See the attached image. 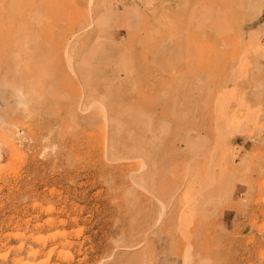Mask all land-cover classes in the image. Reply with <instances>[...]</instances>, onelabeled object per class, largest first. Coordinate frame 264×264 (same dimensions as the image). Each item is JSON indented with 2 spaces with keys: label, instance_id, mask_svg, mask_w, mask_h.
I'll use <instances>...</instances> for the list:
<instances>
[{
  "label": "rangeland",
  "instance_id": "374dc122",
  "mask_svg": "<svg viewBox=\"0 0 264 264\" xmlns=\"http://www.w3.org/2000/svg\"><path fill=\"white\" fill-rule=\"evenodd\" d=\"M17 260L264 264V0H0V264Z\"/></svg>",
  "mask_w": 264,
  "mask_h": 264
},
{
  "label": "bare ground",
  "instance_id": "6f19581e",
  "mask_svg": "<svg viewBox=\"0 0 264 264\" xmlns=\"http://www.w3.org/2000/svg\"><path fill=\"white\" fill-rule=\"evenodd\" d=\"M102 111H103V118L105 117L106 118V120L108 119V113L105 111L104 112V109H102ZM127 126H130V128L131 127H133L134 128V131H133V133H135V135H136V129H137V126H140V128H139V130L140 129H142V125H136V121H129V122H127ZM116 128H118V126L116 125L115 126ZM126 129L129 131V128L128 127H126ZM144 130V128L142 129V131ZM167 130V129H166ZM119 132V131H118ZM119 133H121V132H119ZM128 134V133H127ZM164 134H167L166 133V131H164ZM124 135V134H123ZM125 136V135H124ZM126 138H127V141H123V142H121V143H117L116 144V146H113V147H115V150L114 151H116V153L117 152H119V153H121V154H124V153H129V154H132L133 156H136V154H137V152L139 151V149H138V144H137V140H136V136H135V138L133 137H131L130 135H126L125 136ZM125 142H127L126 144H125ZM167 142V141H166ZM148 146H146V148H147ZM152 147H153V145H151V146H149L148 147V149H146L145 151H144V155L145 156H147V159H148V161H149V163H150V165L152 166V164H153V161H155L153 158H154V156H152L151 157V150H152ZM161 151H162V149H161ZM163 158V157H162ZM112 159H114L113 158V156H112ZM162 160V159H161ZM160 160V161H161ZM163 161V160H162ZM161 164V163H160ZM156 166V165H155ZM154 166V167H155ZM153 167V166H152ZM153 167V168H154ZM158 167H159V165H158ZM151 168V167H150ZM159 170V169H158ZM156 171V170H155ZM169 171V170H168ZM166 172V171H165ZM164 173V172H163ZM162 173V174H163ZM167 175V174H166ZM134 178V177H133ZM138 178H136V179H134V180H136V181H138L137 180ZM142 179V178H141ZM143 181V183H144V179H142ZM169 180V179H168ZM135 182V181H134ZM142 184V183H141ZM139 186H141V185H139ZM165 186V185H164ZM166 187V186H165ZM168 192V191H167ZM158 193H159V191H158ZM163 193V192H162ZM161 194V193H160ZM159 194V195H160ZM169 194V193H168ZM74 195H76L75 193H74ZM84 195V194H83ZM130 196H132L133 197V194L131 193L130 194ZM82 197V196H81ZM163 197V196H162ZM84 198H82V200H83ZM85 200V199H84ZM164 204V203H163ZM162 207H165L164 205L162 206ZM164 209V208H163ZM162 210V209H161ZM165 214H166V211L164 212ZM68 216V215H67ZM64 221V220H63ZM66 223V222H65ZM49 224V223H48ZM44 225H46V224H44ZM52 225H53V223H52ZM64 225V224H63ZM65 226V225H64ZM168 236V235H167ZM39 238H37V240H38ZM36 240V241H37ZM32 242H33V240H32ZM43 241H41V243H42ZM37 243H38V241H37ZM39 243H40V241H39ZM40 243V244H41ZM66 243V242H65ZM46 245V244H45ZM64 245V244H63ZM66 245H67V243H66ZM73 245V244H72ZM44 246V245H43ZM42 246V247H43ZM67 247V246H66ZM40 248V247H39ZM42 249V248H41ZM31 250V249H30ZM23 251V246L21 245V247H20V249L18 250V252L21 254V252ZM31 252H33V251H31ZM27 253L28 254V257H35L36 256V253ZM38 255V254H37ZM35 259V258H34ZM18 261V260H17ZM19 262V261H18ZM21 262H19V264H20ZM17 264V263H16ZM25 264V263H24Z\"/></svg>",
  "mask_w": 264,
  "mask_h": 264
}]
</instances>
